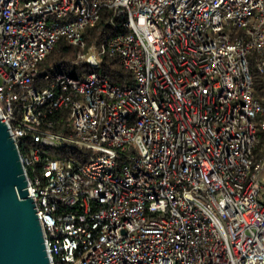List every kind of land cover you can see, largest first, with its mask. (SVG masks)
<instances>
[{
    "label": "built area",
    "instance_id": "built-area-1",
    "mask_svg": "<svg viewBox=\"0 0 264 264\" xmlns=\"http://www.w3.org/2000/svg\"><path fill=\"white\" fill-rule=\"evenodd\" d=\"M59 39L88 74L38 69ZM250 68L264 93V0H0V119L49 264H264Z\"/></svg>",
    "mask_w": 264,
    "mask_h": 264
},
{
    "label": "water",
    "instance_id": "water-1",
    "mask_svg": "<svg viewBox=\"0 0 264 264\" xmlns=\"http://www.w3.org/2000/svg\"><path fill=\"white\" fill-rule=\"evenodd\" d=\"M0 264H49L19 152L1 119Z\"/></svg>",
    "mask_w": 264,
    "mask_h": 264
},
{
    "label": "trees",
    "instance_id": "trees-1",
    "mask_svg": "<svg viewBox=\"0 0 264 264\" xmlns=\"http://www.w3.org/2000/svg\"><path fill=\"white\" fill-rule=\"evenodd\" d=\"M112 22H117L113 12L108 9L100 11V18L92 29L85 30L83 37L86 46L94 45L96 48L105 40L108 35L113 34ZM77 50L68 45L64 39H59L52 51L46 56L41 64L38 65L40 71H50L51 74L63 73L74 78H82L88 74L91 69L87 64H74ZM251 69V68H250ZM98 75L105 77L112 85L124 87L132 86L133 79L131 74L122 69L117 60L101 56L99 66L96 69ZM253 80V92L256 100L264 107V93L262 91L261 78L251 69ZM260 118H256V122ZM254 163L264 156V135L260 130L256 132V143L253 148ZM261 199L264 197L261 193ZM264 201V200H263Z\"/></svg>",
    "mask_w": 264,
    "mask_h": 264
},
{
    "label": "rangeland",
    "instance_id": "rangeland-1",
    "mask_svg": "<svg viewBox=\"0 0 264 264\" xmlns=\"http://www.w3.org/2000/svg\"><path fill=\"white\" fill-rule=\"evenodd\" d=\"M53 21H57L59 23H64L66 21V18L54 19ZM249 59H251L250 56H249ZM261 193H262V196L264 197V171H263L262 178H261V191H260V196H261Z\"/></svg>",
    "mask_w": 264,
    "mask_h": 264
}]
</instances>
